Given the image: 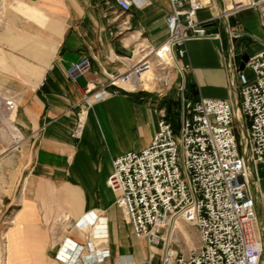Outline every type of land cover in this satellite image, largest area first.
I'll list each match as a JSON object with an SVG mask.
<instances>
[{
    "label": "crops",
    "instance_id": "crops-1",
    "mask_svg": "<svg viewBox=\"0 0 264 264\" xmlns=\"http://www.w3.org/2000/svg\"><path fill=\"white\" fill-rule=\"evenodd\" d=\"M148 1L120 14L105 0H8L0 27V85L18 102L16 123L29 155L21 172L23 188L9 195V204L18 205L14 222L4 231L0 227V241L8 232L7 264H65L59 251L66 238L82 241V230L73 224L88 211L108 218L109 238L103 242L111 254L95 264H143L153 250L146 238L135 237L126 220L129 231L121 235L118 214L125 217L107 179L116 157L150 144L159 128L160 110L170 112L172 103L156 92L120 89L96 101L82 136L72 135L86 90L102 88L111 74L125 72L135 59V44L145 40L158 45L166 39L172 0ZM225 2L218 0L216 12L222 14L208 26L218 30V38H194L186 44L182 61L192 67L186 75L190 98L237 103L230 50L234 47L236 65L244 70L243 57L264 46L260 9L223 14ZM213 13L199 10L198 19L205 21ZM124 20L132 29L115 33ZM234 30L240 37L231 38ZM85 56L91 58L90 71L74 81L67 69Z\"/></svg>",
    "mask_w": 264,
    "mask_h": 264
},
{
    "label": "built area",
    "instance_id": "built-area-1",
    "mask_svg": "<svg viewBox=\"0 0 264 264\" xmlns=\"http://www.w3.org/2000/svg\"><path fill=\"white\" fill-rule=\"evenodd\" d=\"M239 1L231 0L232 8L225 2L223 14L258 7L264 27V1ZM105 2L109 9L118 8L120 14H128L134 5L149 3ZM217 6L218 0H172L166 39L158 45L145 40L135 44L131 57L135 59L128 69L111 74L102 88H88L78 104L74 138L82 136L91 106L112 92L150 91L163 97L180 86L178 126L166 108L160 110L159 128L150 144L116 157L107 179L135 237L146 238L153 247L143 264H156L157 254L158 264H264V191L259 176V165L264 169V46L250 55L244 70L236 65L234 47L230 50L228 65L238 80L237 103L185 95L186 75L192 68L182 61L188 53L186 44L194 38H218L208 27L222 14L216 12ZM205 8L215 13L200 21L198 12ZM118 25L117 34L132 29L127 20ZM240 35L239 30L230 31L232 39ZM90 66L91 58L85 56L67 69L68 75L76 81ZM148 72L155 82L151 89H146L141 79ZM179 76L182 80L177 84ZM7 101L14 109L17 101L12 97ZM181 220L197 227L201 241L197 249L187 253L176 249L170 238L172 222ZM98 221L100 227H96ZM73 227L82 230V241L65 239L59 251L65 264H95L110 256V248L103 242L109 238L104 214L88 211ZM94 239L99 242L93 243Z\"/></svg>",
    "mask_w": 264,
    "mask_h": 264
},
{
    "label": "rangeland",
    "instance_id": "rangeland-1",
    "mask_svg": "<svg viewBox=\"0 0 264 264\" xmlns=\"http://www.w3.org/2000/svg\"><path fill=\"white\" fill-rule=\"evenodd\" d=\"M7 6L8 0H0V27L2 26L4 18L7 14ZM248 72L249 70H247V73ZM181 80L182 79L179 76L177 84H179ZM153 84L155 83H149V85ZM123 85L129 88L126 84ZM149 85H147V87ZM179 87V85L174 86L167 92V95L164 96L167 97V101L169 103H172L169 114L172 122L177 126L179 124V112L177 109L180 105V102H178V94L180 91ZM186 87L185 95L190 97V86L188 87V81L186 82ZM11 97L12 96L9 91L0 85V227L2 230L7 228L9 221H11L14 218L15 213H17L18 205L9 204V201L11 200L9 195L14 193L16 190L20 192V189L23 188L24 177H21V172L23 167L27 165L26 161L28 159L27 156L29 155V149H27L24 145V136L22 131L16 123L18 102L16 103L14 109L8 105L7 99ZM239 135L240 132L237 130V136L239 137ZM142 144L143 143L138 144L139 149ZM261 187L264 191V179L261 180ZM259 216L261 223L263 224L260 212ZM125 220L126 219H122L120 214H118V229H120L122 236L129 231V227ZM179 227V232L175 231V234H173L171 238L174 243V247L180 251L183 250L185 253L192 249H197V247L201 244L197 227L182 220L179 221ZM7 236L8 232H3V239L0 241V264H7ZM126 239L131 240V237L126 236ZM157 250L158 248L156 247V251ZM156 257V264H158L160 257L158 254Z\"/></svg>",
    "mask_w": 264,
    "mask_h": 264
},
{
    "label": "bare ground",
    "instance_id": "bare-ground-1",
    "mask_svg": "<svg viewBox=\"0 0 264 264\" xmlns=\"http://www.w3.org/2000/svg\"><path fill=\"white\" fill-rule=\"evenodd\" d=\"M245 1V0H244ZM226 2H227V5H228V7H230V8H232V3H231V0H226ZM237 2H240L239 0H237ZM142 40V39H141ZM152 77H153V75H152V73L151 72H148V74H145V75H143L142 76V82L144 83V87H147V85H149V83H155L153 80H152ZM129 88H132L133 86L132 85H130V84H126ZM15 111V110H14ZM104 223H106V222H104ZM99 225H101L100 224V222L98 221L97 222V225H96V227H100ZM179 221H176V222H172V224H171V232H170V238H172V236H173V234H175V231H178L179 232ZM91 229H92V227H91ZM92 233H93V235H94V231H93V229H92ZM7 241H8V236H7ZM94 242L93 243H95V242H97L98 241V239H94L93 240ZM7 246V245H6ZM159 250H157V252H160V248H158ZM83 254L85 255V252H83Z\"/></svg>",
    "mask_w": 264,
    "mask_h": 264
},
{
    "label": "water",
    "instance_id": "water-1",
    "mask_svg": "<svg viewBox=\"0 0 264 264\" xmlns=\"http://www.w3.org/2000/svg\"><path fill=\"white\" fill-rule=\"evenodd\" d=\"M209 31L210 32H214V33L218 32V30L216 28L209 29ZM248 59H249V56L248 55H246V56L243 57V60L241 62V69H245L246 68L245 63L248 61ZM259 167H260L259 176H260L261 179H263L264 178V169H262V166L261 165H259Z\"/></svg>",
    "mask_w": 264,
    "mask_h": 264
}]
</instances>
